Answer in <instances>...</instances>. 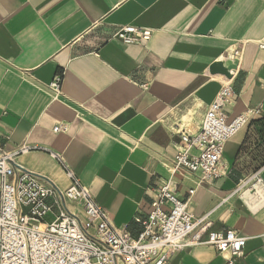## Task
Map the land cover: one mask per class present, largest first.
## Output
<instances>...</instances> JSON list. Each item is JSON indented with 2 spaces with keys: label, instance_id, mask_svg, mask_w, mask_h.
Masks as SVG:
<instances>
[{
  "label": "crops",
  "instance_id": "crops-1",
  "mask_svg": "<svg viewBox=\"0 0 264 264\" xmlns=\"http://www.w3.org/2000/svg\"><path fill=\"white\" fill-rule=\"evenodd\" d=\"M124 26L154 34L145 46L110 40ZM261 44L264 0H0V147L24 150L17 164L66 191L72 183L61 158L114 226L137 236L135 219L150 213L156 182L172 179L182 199L196 187L188 173L169 172L181 142L174 128L194 133L229 83L226 117L260 114L226 144L225 175L196 189L190 212L210 213L211 232L247 238L236 264H264V192L252 202L233 195L264 165ZM226 61L237 64L223 82L209 70ZM61 74L55 99L48 86ZM171 264L226 260L199 246Z\"/></svg>",
  "mask_w": 264,
  "mask_h": 264
},
{
  "label": "built area",
  "instance_id": "built-area-1",
  "mask_svg": "<svg viewBox=\"0 0 264 264\" xmlns=\"http://www.w3.org/2000/svg\"><path fill=\"white\" fill-rule=\"evenodd\" d=\"M153 34L149 28L124 26L109 37L127 46H145ZM259 48L264 51V44ZM63 80V74L58 75L48 86L55 99L62 95ZM233 93L232 86L224 83L194 133L174 128L181 142L169 172L188 173L196 187L182 199L172 179L156 182L150 213L135 219L142 227L137 236L114 226L61 158L72 183L66 191L17 164L16 157L24 150L10 153L0 147V264H171L177 254L199 246H212L226 264H236L244 257L247 238L231 230L211 232L210 213L197 218L190 212L196 189L225 175L221 166L226 144L260 114L248 110L229 120L224 108ZM263 171L264 165L240 181L233 195L256 192V186L263 185ZM71 205L76 209L71 210ZM54 209L57 217L47 222Z\"/></svg>",
  "mask_w": 264,
  "mask_h": 264
},
{
  "label": "water",
  "instance_id": "water-1",
  "mask_svg": "<svg viewBox=\"0 0 264 264\" xmlns=\"http://www.w3.org/2000/svg\"><path fill=\"white\" fill-rule=\"evenodd\" d=\"M235 61H227V62H218L211 66L209 72L210 74H221L231 79L233 76V70L236 69Z\"/></svg>",
  "mask_w": 264,
  "mask_h": 264
},
{
  "label": "bare ground",
  "instance_id": "bare-ground-1",
  "mask_svg": "<svg viewBox=\"0 0 264 264\" xmlns=\"http://www.w3.org/2000/svg\"><path fill=\"white\" fill-rule=\"evenodd\" d=\"M228 56V55H227ZM229 60V59H228ZM227 62V61H226ZM222 77H224V76H222ZM222 81L223 82H228V79L226 78V77H224L223 79H222ZM263 189H262V187H261V185H257L256 186V192H255V194L253 195V194H251L250 193V191H246L245 192V194L243 195V198H244V200H246V202H252V200H250V199H252L253 197H255V198H258V196H263Z\"/></svg>",
  "mask_w": 264,
  "mask_h": 264
},
{
  "label": "rangeland",
  "instance_id": "rangeland-1",
  "mask_svg": "<svg viewBox=\"0 0 264 264\" xmlns=\"http://www.w3.org/2000/svg\"><path fill=\"white\" fill-rule=\"evenodd\" d=\"M49 219H50V216L47 218V221H50Z\"/></svg>",
  "mask_w": 264,
  "mask_h": 264
}]
</instances>
